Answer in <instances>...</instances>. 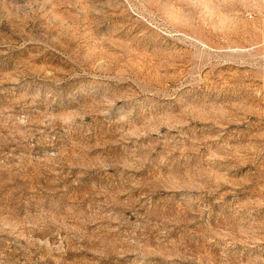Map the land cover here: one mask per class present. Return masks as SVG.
<instances>
[{
	"label": "rangeland",
	"instance_id": "obj_1",
	"mask_svg": "<svg viewBox=\"0 0 264 264\" xmlns=\"http://www.w3.org/2000/svg\"><path fill=\"white\" fill-rule=\"evenodd\" d=\"M264 0H0V264H264Z\"/></svg>",
	"mask_w": 264,
	"mask_h": 264
},
{
	"label": "built area",
	"instance_id": "obj_2",
	"mask_svg": "<svg viewBox=\"0 0 264 264\" xmlns=\"http://www.w3.org/2000/svg\"><path fill=\"white\" fill-rule=\"evenodd\" d=\"M262 42L264 43V33L262 34Z\"/></svg>",
	"mask_w": 264,
	"mask_h": 264
}]
</instances>
